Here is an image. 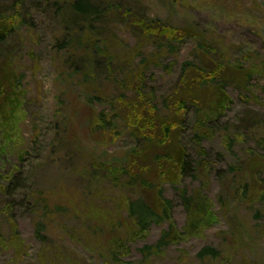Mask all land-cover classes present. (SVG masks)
I'll list each match as a JSON object with an SVG mask.
<instances>
[{
	"label": "rangeland",
	"instance_id": "374dc122",
	"mask_svg": "<svg viewBox=\"0 0 264 264\" xmlns=\"http://www.w3.org/2000/svg\"><path fill=\"white\" fill-rule=\"evenodd\" d=\"M254 2L260 4L261 10H253ZM147 3L153 17L176 27L193 29L208 39L212 36L213 42L219 43L230 55L232 64L254 67V73L257 72L251 81L253 95L228 87L232 105L217 126L215 139L204 142L206 154L201 153L202 148L195 144L191 134L185 136L191 171L180 185L165 187V197L173 206V221L181 232L188 222L182 191L191 196L201 190L211 198L216 205L218 222L195 237L166 244L159 254L142 253L144 247L158 243L162 234L171 229V223L152 225L145 238L133 240L134 227L121 209L125 203L119 200L123 195L126 200L136 195L127 190L110 189L100 181L90 184L86 180L88 163L110 164L115 156L123 164V153L133 149L136 140L124 129L120 140H96V136L89 134L86 126L90 118L89 87L83 78H72L74 85L68 87L65 74L69 70L60 56L63 54L54 52V39L63 26L49 24L52 19L38 11L37 3H31L36 24L34 33L25 37L28 29L24 28L22 36L7 39L14 40L9 46L12 51L7 43L2 46L8 51L9 62L20 84L19 94H25L22 100L26 120L21 124L24 158L19 159L17 154L0 158V264H70V261L73 264H264V204L256 205L252 211L238 207L231 196L237 183L232 180L233 175L223 173L237 159L225 158L221 143L227 129L243 133L246 142L236 145L242 158L244 151L254 148V141L263 135L264 74L259 71H264V0H147ZM127 38L131 45L136 43L129 35ZM198 46L193 40L187 41L180 51L179 63L196 61ZM7 59L2 61L3 65L8 63ZM5 72L8 71L5 69ZM152 72L155 78L149 85L154 88V98L156 92L162 102L175 89L180 69L177 66L172 74H166L162 68ZM97 88L102 98L94 107L97 114L105 111L109 120L124 126V121L120 120L123 116L109 104L115 91L105 79ZM192 116L190 113V121ZM205 159L213 162L214 171L202 170ZM88 188L92 189L90 194L83 197L82 191ZM95 189L104 193L93 195ZM72 195L78 196L83 214L84 207L94 201V206L105 214H115L112 223L106 226L101 221L94 222L96 229L88 230L82 212L80 215H65L66 212L47 215L42 197L49 198L51 210L66 203ZM226 201L227 211L223 208ZM114 221L118 233H127L130 238L124 256L103 252L102 243L107 233L113 231ZM13 222L21 240L19 256L15 255L14 248H7L9 241H14ZM39 224L46 228H38ZM38 229H41L40 235ZM206 247L219 250L218 258L199 259L198 254Z\"/></svg>",
	"mask_w": 264,
	"mask_h": 264
},
{
	"label": "trees",
	"instance_id": "16d2710c",
	"mask_svg": "<svg viewBox=\"0 0 264 264\" xmlns=\"http://www.w3.org/2000/svg\"><path fill=\"white\" fill-rule=\"evenodd\" d=\"M31 3H37L38 11L52 19L49 24L59 27L61 23L63 26L54 39V52L63 54L60 56L69 70L65 74L68 87L74 85L72 78H83L89 87L90 118L86 125L89 134L96 136V140H120L124 129L136 140V146L123 153V164L115 156L110 164L103 161L88 163L86 180L90 184L100 181L110 189L127 190L136 195L130 200L123 195L119 200L125 203L121 209L134 227L133 240L145 238L152 225L171 223V229L162 234L158 243L144 247L142 253L147 256L159 254L166 244L185 241L215 225L218 215L214 201L201 190L194 191L191 196L182 191L188 222L185 231L181 232L173 221V206L165 197V187L180 185L191 171L185 136L191 134L195 144L202 148L201 153L206 154L204 142L215 139L217 126L232 105L228 87H237L248 96L253 95L251 81L257 73H254L255 68L232 64L230 55L219 43L213 42L212 36L208 39L193 29L176 27L153 17L147 0H4L0 5V158L16 154L19 159L24 158L21 124L26 120L22 100L25 94H19L20 84L9 62L8 51L2 46L7 43L12 51L9 46L14 40H7L9 37L22 36L24 28L28 29L25 37L34 33L36 24ZM253 10H261L260 4L254 2ZM128 35L135 39L134 45L130 44ZM189 40L199 44L197 60L180 64V51ZM4 59L8 63L3 65ZM177 66L180 75L175 89L162 102L156 92L154 98V88L149 85L155 78L152 71L162 68L166 74H172ZM260 71L259 74H264ZM104 79L117 95L110 97L109 104L123 116L120 120L124 121V126L109 120L105 111L98 115L94 108L96 103L102 102L97 86ZM190 113L193 114L191 121ZM261 131L263 135L254 141L255 147L244 151L242 158L236 145L246 142L243 133L227 129L221 138L225 158L237 159L223 172L233 175L232 180L237 183L232 191L230 189L231 196L238 207L250 211L256 205L264 204V124ZM213 166V162L202 160V170L214 171ZM91 190L84 189L83 197ZM92 193L99 196L104 192L95 189ZM48 200L41 198L47 215L63 212L80 215L82 212L88 230H95L94 222L99 221L109 226L111 218L115 217V214H105L95 207L94 201L86 208L83 206V214L80 200L75 195L51 210ZM223 208L228 210L227 201ZM226 215L230 213L226 212ZM114 224L115 221L113 231L107 233L102 243L103 252L124 256L130 238L127 233H118ZM38 228L44 230L46 227L39 224ZM41 229H38V235ZM17 230L13 222L14 241H9L7 248H14L15 255L19 256L21 240ZM93 245L98 247L97 242ZM218 251L206 247L198 258H218ZM69 263L73 264V261Z\"/></svg>",
	"mask_w": 264,
	"mask_h": 264
}]
</instances>
